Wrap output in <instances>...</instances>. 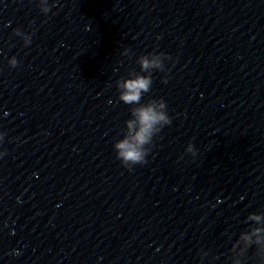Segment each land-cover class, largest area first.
I'll return each mask as SVG.
<instances>
[{
    "label": "clouds",
    "instance_id": "obj_1",
    "mask_svg": "<svg viewBox=\"0 0 264 264\" xmlns=\"http://www.w3.org/2000/svg\"><path fill=\"white\" fill-rule=\"evenodd\" d=\"M40 11L47 15L51 7L49 0H38ZM15 35L22 37L24 45L28 46L32 42L31 35L15 30ZM124 55H131L130 50L125 49ZM171 57L164 52H153L141 55L137 58L140 66V72L133 71L129 73L128 78H120L116 81L118 89V101L130 108L131 118L125 121L126 128L123 132V138L118 139L113 148L116 157L121 164L131 170L134 165H143L147 163L146 157L151 151L154 137L161 130L171 124V118L167 113V105L163 98L151 99L147 103H141L145 93L151 90L153 83L152 73L154 70L167 73L164 61ZM9 66L15 68L18 65L16 57H12ZM143 73V74H141ZM163 82H167L165 75ZM0 134V139H2ZM186 151L193 157L197 155V150L192 143L187 145ZM5 153H0V156ZM253 222L248 230L240 233L238 239L232 244L231 251L239 249V257L234 259L232 264H245L247 252L255 246L254 257L256 264H264V213H250L246 222Z\"/></svg>",
    "mask_w": 264,
    "mask_h": 264
}]
</instances>
